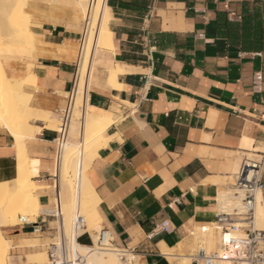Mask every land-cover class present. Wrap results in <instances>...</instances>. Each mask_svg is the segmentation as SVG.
<instances>
[{
	"label": "crops",
	"instance_id": "1",
	"mask_svg": "<svg viewBox=\"0 0 264 264\" xmlns=\"http://www.w3.org/2000/svg\"><path fill=\"white\" fill-rule=\"evenodd\" d=\"M75 1L26 0L35 47L0 49L9 76L34 75L25 88L31 111L55 120L47 115L67 110L77 80L83 11ZM103 3L112 47L92 49L83 102L93 126L87 130L83 112L78 144L108 117H119L104 129L105 143L86 176L99 199L101 227L134 249L131 264H172L162 247L189 255L194 233L215 226L219 194L231 187L243 159L264 149L258 118L264 111V0ZM117 65L129 69L110 82L107 71ZM69 125L42 126L25 140L33 192L44 207L54 205L55 189L60 200L61 154L65 145L76 146L66 142ZM12 143L1 128L0 182L16 177ZM55 222L42 211L2 232L14 242L31 239L38 223L40 237L52 239ZM215 238L214 232L212 243ZM79 243L90 239L83 234ZM33 251L16 246L10 264H34L27 261Z\"/></svg>",
	"mask_w": 264,
	"mask_h": 264
},
{
	"label": "bare ground",
	"instance_id": "2",
	"mask_svg": "<svg viewBox=\"0 0 264 264\" xmlns=\"http://www.w3.org/2000/svg\"><path fill=\"white\" fill-rule=\"evenodd\" d=\"M22 1L24 2V0ZM22 1L19 3L17 0H0V4H6H3L4 8L9 6L10 9L8 11V8L5 10L4 8L1 9L0 7L2 11L0 23L3 22V24L1 23L2 26H0L1 44L3 43L12 47L14 45H32L35 47L32 42V33L29 26V15L24 11L25 5H23ZM16 2L18 4H22L23 6L17 8L15 5ZM75 2L81 8H84L85 29L78 55L80 68L77 75L75 89L68 105L67 122H69V115L71 114L70 109L74 111L75 106H81L82 104L84 105L83 95L85 86L93 72V66L91 65L90 60L92 49L94 47H112L111 32L108 27L109 9L103 3V0H77ZM10 15L11 19L8 17ZM14 15H16L18 19L12 18ZM6 26L8 28H6ZM21 27L27 28L30 32L25 38L21 35ZM14 31L16 32L15 34H18L17 37L12 36V32ZM128 69L129 68H125L122 65H117L115 69H108L109 71L107 72H109L108 74L110 82L115 81L116 75L118 73H123ZM27 77L28 79L26 78L25 80H18L12 78V76H9L0 56V129H6L13 136L14 143L12 144H14L17 159L16 177L11 181L0 182V226H10L20 223L21 220L18 217V214H23L26 212L35 214L38 210H40L42 205V201L40 202L39 196L35 195L33 192L35 181L31 178L29 161L25 155V140L27 136L29 133L36 131L42 126L54 129L63 128L62 124L58 122L59 120L37 115L29 109H23L24 106H30L32 99L31 93L25 91V88L33 83V79L30 77H34V75L32 72H29ZM118 117L119 115L115 114L105 119L101 126L92 129L89 134L83 136L81 142L78 145H65L60 158L59 177L66 178L68 175H70V172H72V175L75 176L69 180L70 194H77L76 204L80 215L94 224H97L99 221H101V217L96 210L99 199L91 184L89 183V180L86 176V170L97 150L105 143V139L102 136L104 129L110 123L114 122ZM72 120L73 118L71 115L70 121ZM39 122H42V125H40ZM80 122L82 124V117L80 118ZM218 201L220 207L223 205L221 208L225 211L231 210L233 206H238L239 203L238 197H236L231 192L228 193L227 191L220 192ZM58 204L59 212L56 211L54 205L51 207V210H48V208H43L39 212H50L55 210L58 217L60 218L61 227H63V229L65 227V230H68V226H70L71 222L70 205L68 206L67 204L64 210L60 204V200L58 201ZM239 225L243 226L242 223H239ZM254 226L260 229L264 226V209L261 204L260 191H257L256 193ZM213 230L218 231L219 229L214 227H204V232H206L204 237H201L198 232L194 233V236L191 238L192 243L198 238H204L210 247L212 245ZM199 231L202 232V229L200 228ZM66 232L67 231H65V233ZM5 239L6 238L2 234V230L0 228V264H9L8 247L10 246L11 240H8L6 243L7 239ZM76 247L81 257V264H124L120 262V257L117 256L118 253L116 254V251L113 249L94 248L90 245H82L80 243H77ZM162 250L169 254V259L172 264H187L188 255H185L184 253H170L169 251H171V249H167L165 246L162 247ZM30 260L31 263L43 264L45 260V254L44 252H40L37 257L31 258ZM219 264L248 263L245 260H240L238 262L225 260L221 261Z\"/></svg>",
	"mask_w": 264,
	"mask_h": 264
},
{
	"label": "built area",
	"instance_id": "3",
	"mask_svg": "<svg viewBox=\"0 0 264 264\" xmlns=\"http://www.w3.org/2000/svg\"><path fill=\"white\" fill-rule=\"evenodd\" d=\"M85 19L83 17V31ZM79 47V50H80ZM77 66V63H76ZM256 80L261 77L257 75ZM62 126L67 122V110L62 112ZM259 120L264 124V111L259 114ZM60 133V132H59ZM61 134V133H60ZM255 157H245L234 174L231 187L223 190L230 191L238 197V206L225 211L219 207L214 228L219 229L220 237L217 248L208 251L200 246L188 255L189 264H219L221 261L230 260L238 262L245 260L248 264H264V228L254 226L256 193L261 192V204L264 209V149L257 152ZM229 193V192H228ZM77 194H75V207L69 230L65 233L62 227L55 228L54 241L49 243L47 256L48 264H81V257L76 247L80 237L85 234L90 239V246L96 248L113 249L118 253L120 260L131 264L134 249L115 242L113 232L105 227L93 231L95 239L88 230L85 218L80 215L77 208ZM53 206V205H52ZM57 221L55 210L49 212ZM242 223L243 226L239 225ZM35 223L33 231L40 232V227ZM167 222L161 224L165 227ZM204 231V227H202Z\"/></svg>",
	"mask_w": 264,
	"mask_h": 264
},
{
	"label": "rangeland",
	"instance_id": "4",
	"mask_svg": "<svg viewBox=\"0 0 264 264\" xmlns=\"http://www.w3.org/2000/svg\"><path fill=\"white\" fill-rule=\"evenodd\" d=\"M21 1L17 0V2H19V3H21ZM25 1L26 0H24V2L22 1L23 2V5L26 4ZM17 2L15 3V5H16L17 8H20L21 6H23L22 4H18ZM3 4L2 3L0 4L1 9H3L4 8V5H6V4H4V5ZM7 8H8V11H9L10 10L9 9V6L5 7L4 9L6 10ZM1 9H0V16H1V12H2ZM82 11H83V17H84V8H82ZM8 17L11 19V15L8 16ZM12 18L18 19V17L16 15L12 16ZM2 21H3V19H2ZM1 23L3 24V22H1ZM1 23H0V26H2ZM6 28H8V27L6 26ZM21 29H22V34H21L22 37H24V38L27 37L29 35V33H30L29 30L27 28H25V27H21ZM15 33H16L15 31L12 32V36L13 37H17L18 36V34H15ZM5 45L6 44H3V43L1 44L0 43V49L2 50ZM18 46H20V45H14L13 47H18ZM82 46H83V44H82ZM79 68H80V61L78 59L77 66H76V72H75L76 78H77V75H78V72H79ZM71 97H72V94L70 96V99H71ZM80 107H81V110H80ZM23 109H29V110H31L32 109V105H30V106H24ZM67 110H68V108H67ZM83 112L87 114L86 121H85L86 122L87 130H89L93 126L92 123L89 120V117H88V110L84 108V105L82 104L81 106H75L74 111H72V112L70 111L71 114L69 115V118L72 115L73 120L70 121V122H66L64 124V125H66V124H69L70 123L69 130H68L67 136H66L67 137V141H66L67 143H71V144L77 145L78 142L80 141V130H81V125H82L81 122H80V118L82 117ZM40 115H46V114H40ZM62 115H63V113H60V114H57V115L49 114L47 116L54 117L57 120H59L58 122L61 123L62 122L61 121V116ZM73 125L75 126V129H73ZM58 143H59V140H58ZM69 174L70 175H68L66 178L65 177L62 178V182H61V185H60V188H61L60 204L62 205V208L64 210H65L67 204H68V206L70 205V216H71L70 219H72L73 210H74V207H75V194L74 195H71L68 192V189H69V186H70L69 185L70 184L69 183V180L72 179V178H74L75 176L72 175V172H70ZM54 175H55V173H54ZM73 182L75 184L74 179H73ZM223 183H224L223 181L220 182V184H223ZM232 183H233V181L231 180V184ZM1 188H2V185H1ZM228 192H230V191H228ZM55 193H56V189L54 191V206H55L56 211L59 212V204H58L59 198H58V196H56ZM73 193H74V191H73ZM222 207H223V205H222ZM43 208H48V210H51L52 209L50 207H44V206L41 205L40 210L43 209ZM40 210H38L35 214H30L29 212H26V213H23V214L20 213V214H18V217L20 218V220H22L23 218L30 219V220H34L35 217L40 213L39 212ZM85 221H86L87 228L90 230V232L92 234V238L95 239V237L93 235V231H97V230H99L101 228V221H99V223H97V224L91 223V222H89L86 219H85ZM55 226L56 227H61V225H60V218L59 217H58V220L55 222ZM3 227H5V226H0L1 230H2ZM263 228H264V226H263ZM63 230H65V227H64ZM68 230H65V231H68ZM197 232L200 234L201 237H204V235L206 233V232L199 231V229L197 230ZM214 232L216 234L215 242H213L210 247H209L208 243L205 241L204 238H198L190 246V253H192L193 251H195L200 246L205 247L208 251L215 250L217 248L218 244H219L220 231L219 230L218 231H214L213 230V233ZM213 233H212V235H213ZM2 234H3V232H2ZM4 237L7 239V240L5 239L6 240V243L8 242V240H11L10 246L8 247L9 248V258H8V263L9 264H10L12 258L14 260V254H15L16 246H24V245H28V246H31V247L34 248V251H33L34 253H32V254H30V255L27 256V261L29 263H31L30 262L31 261L30 260L31 258L37 257L40 252H44V254H45V260H44L43 264H48V256H47L48 245H49V243H51L52 241H54L55 238H52V239H50V238H41L38 233H35L34 235H32V238L31 239L18 240L17 241L18 243H17V242H14L13 239H10V238L6 237L5 235H4ZM205 244H207V245H205ZM94 248H96V247H94ZM117 256H118V254H117ZM120 262H122V263L125 264V262L122 261V260H120ZM34 264H36V263H34ZM187 264H189V259L187 261Z\"/></svg>",
	"mask_w": 264,
	"mask_h": 264
}]
</instances>
